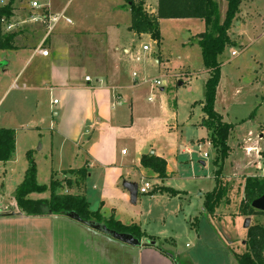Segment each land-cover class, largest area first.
<instances>
[{"label":"crops","instance_id":"1","mask_svg":"<svg viewBox=\"0 0 264 264\" xmlns=\"http://www.w3.org/2000/svg\"><path fill=\"white\" fill-rule=\"evenodd\" d=\"M31 1L34 0H22L27 9L21 21L31 29L29 33L23 29L17 32L15 22L8 24L9 18L0 16V24L4 23L6 28L2 31L0 25V37L14 34L13 49L3 50H11L20 67L11 76L9 88L16 85L26 92L28 99L39 93L48 92L50 97L56 94L49 101L53 109L49 128L61 139V144H68L71 157L75 162L78 160L75 169L87 168L88 177L79 192L88 201L89 210L98 212L104 220L113 218L123 225H138L145 234L140 211L130 205L138 201L139 192L135 202H131L124 185L139 187L146 180L153 185L144 193L149 199L157 201L158 196L165 202L181 199L184 192L177 186L171 187L173 181L180 180L177 175L185 168L191 170V156H199L204 146L210 147L208 132L201 126L204 115L196 123L181 121L175 100L170 104L166 96L151 94V83H124L115 60V45L126 33L134 38L148 35L137 36L128 30L130 12L122 0H78L70 10H66V5L71 0H48V6L41 10L32 9ZM142 1L145 10L155 14L157 0ZM11 8L12 19L14 12L23 9ZM62 11L64 17L43 46L48 55L35 53L45 25L39 20L32 21V17ZM37 37L41 39L35 42ZM33 59L37 62L34 73L24 76L21 69ZM8 64L5 61L2 65ZM163 90L160 87V92ZM146 154L166 162L164 179L140 165ZM69 169L72 168L64 172ZM211 191L200 192L202 207L204 195ZM44 194L35 193L33 200L48 199ZM14 206L13 195L0 203V264H176L173 255L158 250L146 238L140 240V247L122 246L95 234L68 215L25 216ZM202 212L205 214L204 209ZM188 217L190 221L191 216ZM196 219L190 224L194 225ZM72 241L86 249L82 256L72 254L69 247Z\"/></svg>","mask_w":264,"mask_h":264},{"label":"rangeland","instance_id":"2","mask_svg":"<svg viewBox=\"0 0 264 264\" xmlns=\"http://www.w3.org/2000/svg\"><path fill=\"white\" fill-rule=\"evenodd\" d=\"M36 1L41 6L48 4V0ZM122 1L126 4V0ZM8 2L0 1V6ZM77 2L69 1L66 10L75 7ZM216 2L218 20L222 22L226 1ZM11 7L23 9L14 12L15 19L9 17L7 23L15 22L16 31L23 29L29 33L31 29L21 21L25 19L26 4L22 0H13ZM0 25L1 30L6 31L4 23ZM159 32V45L148 36L134 38L128 33L121 35L114 52L123 81L151 83V94L166 96L170 104L175 100L179 120L196 123L203 117L204 87L208 79L196 38L204 32V24L198 19H161ZM228 35L235 45L226 47L218 57L220 78L214 111L223 122L233 126L228 139L230 154L222 166V178L230 186L229 203L216 207L213 217L202 212L199 194L213 190L216 170L215 150L204 146L199 156H191V170L185 168L177 175L180 180L177 178L178 182L173 181L171 185L184 192L181 199L165 202L158 196L154 201L148 195L138 193V201L130 204L140 211L145 234L154 237L160 249L173 255L176 264H237L234 253L242 252L247 234L245 219L239 211L243 199L242 186L245 177L261 176L264 167V0H243ZM41 37L34 39L35 42ZM143 46L148 50L144 51ZM123 49L128 52L124 53ZM231 52L236 55L232 56ZM5 61L9 62L7 66L2 65ZM17 63L11 50H0V127L8 126L16 135L13 160L5 165L0 163V203L8 201L21 183L28 168V152L34 162L38 185L48 186L52 176L61 181L68 178L64 171L77 168L78 163L71 157L68 144H61V139L49 128L53 111L49 101L56 94L50 97L48 92L39 93L28 99L26 92L9 88L11 76L20 68ZM36 66V60H30L21 69V74H33ZM155 81L162 85H154ZM160 87L164 88L163 92H160ZM44 193L45 197L50 195L49 191ZM30 195L32 199L36 197L35 193ZM146 215L149 218H145ZM188 215L192 222L197 218L194 225L190 224ZM250 218V224L264 223V215ZM74 243L72 241L69 245L72 254L82 256L86 249Z\"/></svg>","mask_w":264,"mask_h":264},{"label":"trees","instance_id":"3","mask_svg":"<svg viewBox=\"0 0 264 264\" xmlns=\"http://www.w3.org/2000/svg\"><path fill=\"white\" fill-rule=\"evenodd\" d=\"M226 9L222 22L218 20V4L216 0H157L155 14L148 13L142 0H126L130 12V25L128 30L137 36L146 34L157 45L161 42L159 32L160 19H198L204 24V32L197 35V44L201 50L204 69L208 73V79L204 87V101L201 120L208 132V142L215 150L214 189L204 195L203 209L208 217L215 215V209L221 203L228 204L227 195L229 184L222 178V166L229 157L230 147L228 139L233 129L231 124L222 121V117L214 111L215 95L220 78V63L218 57L226 47H233L235 42L228 35L232 22L239 13L243 0H225ZM13 0L0 8V16H11ZM14 34L0 37V50L13 49ZM15 152V132L9 128H0V163L6 164L13 160ZM28 168L21 183L16 187L13 198L14 208L25 216L68 215L76 214L83 221L104 222L106 227L117 233H126L140 240L146 238L150 244H156L155 238L145 235L139 226L135 224L123 225L119 221L109 218L104 220L98 212L89 210L88 201L81 189L88 177L86 167L69 169L68 178L58 180L51 177L48 186L36 183V171L30 152L27 153ZM140 165L157 174L159 179L165 178L166 162L155 155L146 154L141 157ZM74 190L75 192H63ZM78 190V192H76ZM49 191L48 199L33 200L29 198L32 193H44ZM176 193V192H173ZM243 199L240 204V214L246 218L253 215H264L251 207V203L264 195V177L247 176L242 186ZM156 248L162 252L157 245ZM241 253H234L237 264H264V223H255L247 228L246 239L243 242ZM168 254V253H166ZM171 256V255H170Z\"/></svg>","mask_w":264,"mask_h":264},{"label":"water","instance_id":"4","mask_svg":"<svg viewBox=\"0 0 264 264\" xmlns=\"http://www.w3.org/2000/svg\"><path fill=\"white\" fill-rule=\"evenodd\" d=\"M124 187L128 190L131 198V202H135L136 200V194L138 187L135 184H125ZM251 207L257 211L264 212V195L259 197L258 199L254 200L251 203ZM11 215H14V213H11ZM68 216L73 219L75 222L83 225L87 229L93 231L95 234H98L108 241L117 243L119 245H124V246H133V247H140L142 243L140 240L134 238L130 234L126 233H117L113 230H110L109 228L106 227V225L101 224V223H95V222H87L81 220L76 214L70 213ZM250 225V219L245 218L244 220V227L248 228Z\"/></svg>","mask_w":264,"mask_h":264},{"label":"built area","instance_id":"5","mask_svg":"<svg viewBox=\"0 0 264 264\" xmlns=\"http://www.w3.org/2000/svg\"><path fill=\"white\" fill-rule=\"evenodd\" d=\"M0 1H3V0H0ZM45 6H48V4L41 6V5H39V3L36 0L30 2V7L32 9H38V10L40 9L41 10V9H44ZM63 17H64V12L63 11H62V13H59V14H42V15H40V17H37V18H33L32 17V19H31L32 21H36V20L38 21L39 20L42 24L45 25L44 26L45 27L44 36L42 38L41 43L38 45V47H36L35 53H38V54H40L42 56H47L48 55L47 50H45L43 48V46H44L46 40L48 39V37L50 36V34L53 32L56 24ZM65 21L67 23H70V20L67 19V18L65 19ZM142 49L144 51H147L148 50V48L146 46H143ZM231 55L234 56V55H236V53L235 52H232ZM133 76H134V74H133ZM88 80H89V78L87 77L86 78V81H88ZM153 84L156 85V86H161L162 85V83H159V81H155ZM12 88H17V86L16 85H13ZM209 146H210V144H209ZM204 156H206V154H204ZM261 171H262V175L264 176V167L261 169ZM151 187H153L152 183L150 181H146L145 180V181H143L141 183V186L138 187V192L141 193V194L147 193V191Z\"/></svg>","mask_w":264,"mask_h":264}]
</instances>
